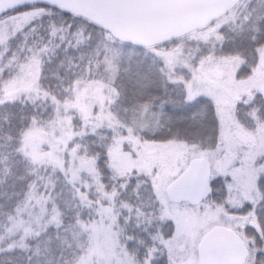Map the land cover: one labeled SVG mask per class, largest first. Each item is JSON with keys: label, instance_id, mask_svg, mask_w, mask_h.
Returning a JSON list of instances; mask_svg holds the SVG:
<instances>
[{"label": "snow or ice", "instance_id": "6c2138e0", "mask_svg": "<svg viewBox=\"0 0 264 264\" xmlns=\"http://www.w3.org/2000/svg\"><path fill=\"white\" fill-rule=\"evenodd\" d=\"M244 129L264 148V0H0V264H186L172 157Z\"/></svg>", "mask_w": 264, "mask_h": 264}, {"label": "rangeland", "instance_id": "374dc122", "mask_svg": "<svg viewBox=\"0 0 264 264\" xmlns=\"http://www.w3.org/2000/svg\"><path fill=\"white\" fill-rule=\"evenodd\" d=\"M228 150L206 157L214 169V177L225 180L223 204L215 205L205 201L192 206L188 201H172L168 196V187L172 181L193 160L191 153L172 157L173 165L179 162L176 173L165 177V207L167 220L178 224L180 235L174 242L178 253L186 264H199V244L203 236L214 226H225L236 231L246 242L244 227L250 222L244 219L243 205L251 202L249 197L257 199V180L264 168L261 163L264 148L253 134L244 129L239 136L226 137ZM261 196V194L259 193Z\"/></svg>", "mask_w": 264, "mask_h": 264}, {"label": "water", "instance_id": "95a60500", "mask_svg": "<svg viewBox=\"0 0 264 264\" xmlns=\"http://www.w3.org/2000/svg\"><path fill=\"white\" fill-rule=\"evenodd\" d=\"M211 166L207 158H197L172 181L168 196L172 201L199 204L212 191ZM199 264H245L247 245L225 226H214L199 244Z\"/></svg>", "mask_w": 264, "mask_h": 264}, {"label": "trees", "instance_id": "16d2710c", "mask_svg": "<svg viewBox=\"0 0 264 264\" xmlns=\"http://www.w3.org/2000/svg\"><path fill=\"white\" fill-rule=\"evenodd\" d=\"M262 177H264V168H263L262 172L260 173L259 178H258V180H257V183H258V189H259V192H260V194H261V197H264V190H261V189H260V178H262ZM214 179H216V178L214 177V169H213V167L211 166V180H210V185H211V186H212V181H213ZM212 188H213V187H212ZM223 191H224V183L218 184L215 188H213L212 192L209 193V194L206 196V198H205L202 202L210 201V202H212V203L215 204V205H221V204H223V203H224V202H223V198H224V197H223V196H224ZM192 206L196 207L197 205H192ZM241 211H243V210L241 209ZM167 217H168V216L165 217V219H164V223H167L168 221H170V220H167ZM243 231L245 232L246 229L244 228ZM239 235H240V234H239ZM240 237H242V236L240 235ZM242 239H243V238H242ZM247 259H248V258H247ZM185 262H186V261H185ZM246 262H247V261H246ZM246 262H245V264H246Z\"/></svg>", "mask_w": 264, "mask_h": 264}, {"label": "flooded vegetation", "instance_id": "af4514ba", "mask_svg": "<svg viewBox=\"0 0 264 264\" xmlns=\"http://www.w3.org/2000/svg\"><path fill=\"white\" fill-rule=\"evenodd\" d=\"M211 186V185H210ZM225 187V186H224ZM211 188H212V186H211ZM257 188H258V183H257ZM212 190H213V188H212ZM258 191H259V189H258ZM212 192V191H211ZM260 193V192H259ZM233 231V230H232ZM234 232H236V231H234ZM237 233V232H236ZM238 234V233H237ZM238 236L240 237V235L238 234ZM241 239H242V237H240ZM242 241H243V239H242ZM244 242V241H243ZM245 244H246V242H244Z\"/></svg>", "mask_w": 264, "mask_h": 264}]
</instances>
